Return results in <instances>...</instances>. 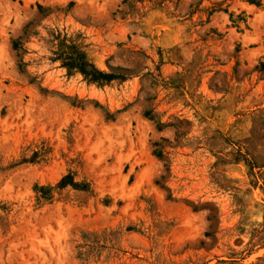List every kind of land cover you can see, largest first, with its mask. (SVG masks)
Wrapping results in <instances>:
<instances>
[{
	"label": "rangeland",
	"instance_id": "rangeland-1",
	"mask_svg": "<svg viewBox=\"0 0 264 264\" xmlns=\"http://www.w3.org/2000/svg\"><path fill=\"white\" fill-rule=\"evenodd\" d=\"M0 264H264V0H0Z\"/></svg>",
	"mask_w": 264,
	"mask_h": 264
},
{
	"label": "trees",
	"instance_id": "trees-1",
	"mask_svg": "<svg viewBox=\"0 0 264 264\" xmlns=\"http://www.w3.org/2000/svg\"><path fill=\"white\" fill-rule=\"evenodd\" d=\"M79 70L82 72V73H85V71L82 69V67L80 68L79 66ZM95 75L97 77H101V78H110L111 76L110 75H105V74H101L100 72H97V71H94ZM61 183L62 184H65V181L64 180H61Z\"/></svg>",
	"mask_w": 264,
	"mask_h": 264
}]
</instances>
